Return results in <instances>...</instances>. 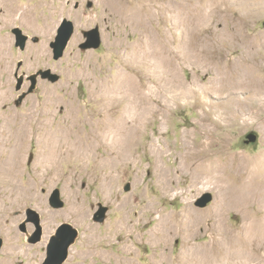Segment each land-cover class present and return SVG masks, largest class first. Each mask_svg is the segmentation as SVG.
<instances>
[{
    "label": "rangeland",
    "instance_id": "obj_1",
    "mask_svg": "<svg viewBox=\"0 0 264 264\" xmlns=\"http://www.w3.org/2000/svg\"><path fill=\"white\" fill-rule=\"evenodd\" d=\"M161 3L165 8H176L172 14L176 17L160 19L155 9L153 20L146 22V31L156 39L149 40L143 59L133 61L125 48L140 38L142 29L124 21L121 8L134 7L137 0H0V125L9 114L20 123L29 109L38 118L45 108L53 111L46 125V130L53 131L61 121L64 124L62 118L72 105L82 118L78 130L89 134L91 121L85 117L100 109L92 98L100 94L96 79L112 78L125 69L144 93L152 87L180 97L177 109L168 113V122L153 111V104L146 114V124L133 140V159H117L113 165L109 159L115 158V150L98 139L102 143L95 141L98 143L90 148L92 155L64 157L53 166L40 159L38 128L36 122L29 123L25 128L28 132L23 129L27 138L24 145H19L18 171L13 180L2 171L0 174V238L4 240L0 264H43L49 240L63 223L80 232L65 264H264V223L262 228L247 229L252 219L264 216V208L250 201L240 208L220 205L217 208L221 214H216L214 209L229 197L228 190L182 164V155L193 146L203 149L201 160L224 164L226 179L233 181L262 165L264 90L258 91L249 82L250 87L240 86L237 81L253 73L264 80V0ZM185 4L188 9L192 7L190 12L183 10ZM12 6L21 12L33 11V20L18 18L7 24L6 12ZM216 7L220 12L210 17L203 10L212 12ZM63 19L72 20L76 32L63 59L55 61L50 43ZM96 26L103 30V46L82 51L80 45L86 40L83 32ZM16 27L41 37L43 44L22 54L15 46L12 30ZM161 34L172 39V47L180 54L174 63L175 87H171L169 77L163 80L167 77L164 71L172 68L168 55L155 50ZM194 36L202 41L191 45ZM203 47L210 48L213 56L201 55ZM20 60L28 63L29 71L43 66L60 75L61 80L56 84L40 80L35 93L16 107L19 96L28 91L25 82L22 91H16L14 73ZM215 87L222 92H213ZM49 92L57 102L46 107L43 102ZM237 102L243 103V110L236 109ZM224 111L229 112L226 120L219 117ZM204 112H211L209 127L203 124ZM96 118L93 121H98ZM252 133L257 141L246 144ZM159 148L166 151L163 156L157 152ZM164 169L169 173L168 184L163 181ZM110 173L113 180L109 188ZM128 184L131 190L126 192ZM56 188L65 206L53 210L45 203L44 192ZM206 193H212L213 202L203 209L196 207V201ZM72 204L77 205L76 217L70 210ZM100 204L109 208L104 223L94 221ZM26 208L37 210L43 221V239L35 245L29 244L20 230ZM166 220L174 222L167 229L162 225Z\"/></svg>",
    "mask_w": 264,
    "mask_h": 264
},
{
    "label": "bare ground",
    "instance_id": "obj_2",
    "mask_svg": "<svg viewBox=\"0 0 264 264\" xmlns=\"http://www.w3.org/2000/svg\"><path fill=\"white\" fill-rule=\"evenodd\" d=\"M182 8L184 11L188 12L192 10L191 6L189 9L186 8V4ZM155 9L160 19L164 16L167 18L173 16V19L176 17L175 15H172L173 12H176V8L171 9L169 6L165 8V6L162 5L161 0H137V4L134 5V7L131 6L121 8V13L124 21L133 22L135 25L138 24L139 27L142 29L140 38L136 40V42L133 43L132 46H127L125 48L126 54L129 55L131 60L133 61L143 59L147 50V44L149 45V40L151 41L152 38L156 39L153 34H151L148 30L146 31V22H148V20H153V18L155 17ZM214 9L216 11L211 12L207 10V8H204L203 10L207 13V16L210 17L212 13L220 12L217 7ZM167 13H170V15L168 14L167 16ZM6 14H8V19L6 21L7 24L14 23L18 18L25 21L29 20V22L32 21L34 18L33 11L25 10L21 12V9L14 8L13 6L7 9ZM158 16H156V18H158ZM151 35L153 37H151ZM200 41L202 40H198V37L194 36L191 38V45H195L194 43ZM158 42L159 45L155 50H160L163 55H168V60L172 67L169 72L164 71L167 77H163V80L168 81V79L170 78L171 87H175L177 82V76L174 69V63L178 55L180 54L178 52H175L174 47H172V39L165 37L163 34H161L160 40ZM192 47L193 50L196 48L194 46ZM200 52L201 55L207 58L213 56L210 48L203 47ZM237 82H239L240 86L247 85L246 82H249V84L252 83L258 91L264 90V80H261V78L254 73L252 75H247L246 77L242 78ZM136 83L137 82L131 77V75L129 74V72H127L126 69L114 75L112 78L106 77L96 79L95 84L100 89V94L99 96L94 94L92 95V98L93 100H95L94 102L100 106V109L98 108L99 110L97 111V114L95 113L91 115L90 118H88V116L85 117V120L87 121L88 119H90L92 126L91 132L86 135H83L78 130L77 127L79 122L82 121V118H79L77 116L78 110L74 108L75 106L73 107L72 105H69V101L67 104L69 105V107L67 108L66 114L62 118L64 120V124H62L61 121L56 130L53 131L46 130V125L50 122L49 116L53 112L49 111V109L47 110L45 108H42L41 115H39L38 118H36V116L34 115L35 113H33V110L29 109L27 111V114L24 113L25 115H23L22 120H20V123L14 122L11 118V114H9L5 119V123L0 125V174L2 171L10 177V181L13 180L17 170L19 145L23 144L22 142L26 140V132H28L26 131V127L29 123L31 124L33 121L36 122V127L38 128L37 136L40 142L39 144L42 146V151L40 150L39 157L40 159H46L47 162L53 166L57 163V161L62 160L64 157H80V155L81 158H83L82 155L87 157L88 154H91L92 151L90 150V148H94L96 140L98 142L102 141L103 143H107V145H109L111 149L115 150V153L117 155L115 156V158L109 159L110 164L113 165L112 162H117V159L122 161L124 159L130 158V149L133 140L136 138L140 130L146 124V114L149 110H152L154 108L153 104H156V109H154L153 111L156 110V113L158 115H161L162 118H164V120L168 122L166 120L168 113L171 111L173 112L175 109H177V106L179 105L178 101L180 98L175 92L166 94L160 92L157 88L152 89V87L149 89V92L144 93L141 88H137L139 86ZM249 84L247 85V87H250ZM220 90L221 89H218V87H215L213 92H222ZM188 94L191 95L192 93L188 92ZM151 98H157L158 101L153 103L150 101L152 100ZM54 100L52 98V94L49 92L47 95V99L45 102H43V104H45L47 107L48 105L57 102H55ZM195 102L200 103V101H198L197 99L195 100ZM235 106L237 110L244 109L242 102H237ZM228 115L229 112L224 111L221 112V115L219 117L222 120H226L228 119ZM96 117H98V121H93L97 120ZM202 121L205 126H211V112H204V114L202 115ZM99 124L101 125V127H98ZM87 139L90 140L89 143H87ZM98 139H100L101 141H99ZM205 144L209 145L210 142L207 141ZM207 149L209 150L208 147ZM202 150H198L196 147L193 146L190 147L187 151L185 150L186 152H184V154L182 155V164L183 168L195 172L200 177L213 178L212 180H215L217 184H221L222 187L224 186L228 190L227 192H229V194L227 195H229V197H226V200L224 199L225 201L223 200L224 204H220L219 202V204L214 209L216 214H219L218 208L220 205L227 208H240L243 207L245 204L249 203L250 201H256L260 204V208H264V161L261 166H258V169L256 168L255 170H250V172L247 173L246 177H241L239 180L233 181L234 179H226V176L224 175V164L222 165L218 161L201 160L203 159L201 155V153L203 152ZM157 152H159V154L162 156L164 155V153H166V151L161 148H159ZM239 170L241 171L242 167H240ZM162 175L164 177V183L168 184L170 182L169 173L164 169ZM240 175L241 174H239V176ZM107 176L109 179L107 187H109L111 181L113 180V176L111 175V173ZM76 207L77 205L75 204H72L70 206L71 212H73V214L75 213L74 217H76L77 215ZM261 222L264 223V216L261 218L255 217L250 221V226L247 229H249V231H253V229L255 228H262L263 225ZM172 223L174 222H172L171 220H166L162 225H165V229H167L171 227ZM262 229L264 231V227Z\"/></svg>",
    "mask_w": 264,
    "mask_h": 264
},
{
    "label": "water",
    "instance_id": "obj_3",
    "mask_svg": "<svg viewBox=\"0 0 264 264\" xmlns=\"http://www.w3.org/2000/svg\"><path fill=\"white\" fill-rule=\"evenodd\" d=\"M92 6L91 4L89 5ZM12 32L15 35V46L17 48L25 47V40L28 37H24V32L21 28H14ZM76 32V25L72 20L63 19L60 26L57 29V34L54 41L50 43V49L53 53V59L59 61L63 59L70 42L72 41L74 34ZM85 37V42L80 45L82 51L97 50L102 46V38L99 29L93 28L83 32ZM41 75L43 80H47L52 84H56L61 80V76L54 73L51 69L42 70L38 74L32 77V86L27 92H24L19 96V99L15 102L16 107H21L24 100L31 94L35 93L38 88V80L36 78ZM24 80H18L16 85V91L20 92L23 89ZM258 137L255 134H249L247 136L246 144L255 143ZM131 190V185L128 184L125 188L126 192ZM212 193H206L196 201V207L206 208L210 203L213 202ZM65 206V202L62 199V194L60 189L56 188L52 190L50 197V207L52 209H61ZM109 208L100 204L99 210L94 215V221L97 223H104L108 217ZM26 214L31 217V221L35 224L37 231L32 237L27 231V224L29 221H24L20 225V230L26 234L27 241L29 244H38L42 242L44 228L42 225L41 214L34 208L26 209ZM80 232L77 228L69 223L61 224L56 233L50 238L49 244L47 246L46 258L43 264H65L70 257V251L72 247L76 244ZM4 246V240L0 238V251Z\"/></svg>",
    "mask_w": 264,
    "mask_h": 264
},
{
    "label": "flooded vegetation",
    "instance_id": "obj_4",
    "mask_svg": "<svg viewBox=\"0 0 264 264\" xmlns=\"http://www.w3.org/2000/svg\"><path fill=\"white\" fill-rule=\"evenodd\" d=\"M90 5V4H89ZM88 5V7H90ZM98 29H99V32H100V35H101V38H102V41H103V30L100 26H96ZM95 27V28H96ZM24 37H28L26 40H25V47L22 49V48H17V50H19L22 54H27L30 52V49L32 46H41L43 44L42 42V38L41 37H38V36H35V35H31V34H25L23 35ZM103 46V44H102ZM52 51V50H51ZM51 56L53 58V53H51ZM28 63L26 61H18L17 63V67H16V70H15V73H14V76L16 78V80H24L25 82V85L24 86H28V89L32 86V77L35 75V74H38L40 71L42 70H47L49 68H45L43 66H40L38 67V69H35V70H31L29 71L28 70ZM36 80H38V85H39V81L40 80H43L41 75H39ZM45 81V80H43ZM47 81V80H46ZM27 84V85H26ZM46 195V201L45 203L48 204V206L50 207V197H51V191L49 193L46 194V192H44ZM51 208V207H50ZM28 209V208H26ZM26 209H25V212H23L21 214L22 216V220H21V223L24 222V221H29L28 224H27V231L29 232V234L34 237V234L35 232L37 231L36 227H35V224L33 222H30L31 220V217L28 216L26 214ZM62 209V208H61ZM53 210H58V209H53ZM20 214H18L19 216ZM42 225H43V221H42ZM44 228V226H43Z\"/></svg>",
    "mask_w": 264,
    "mask_h": 264
}]
</instances>
